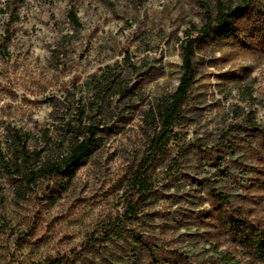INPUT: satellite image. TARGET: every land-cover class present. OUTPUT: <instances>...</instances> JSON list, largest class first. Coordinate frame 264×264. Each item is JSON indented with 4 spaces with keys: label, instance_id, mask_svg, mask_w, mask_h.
<instances>
[{
    "label": "rangeland",
    "instance_id": "obj_1",
    "mask_svg": "<svg viewBox=\"0 0 264 264\" xmlns=\"http://www.w3.org/2000/svg\"><path fill=\"white\" fill-rule=\"evenodd\" d=\"M217 2L237 6L242 0H0V36L7 13L15 10L18 17L9 55L0 54V136L21 129L41 145L44 133L57 139L82 110L103 124L97 151L72 182L45 181L23 196L0 175V264H48L63 257L64 264H146L131 240L108 238L107 231L125 218L127 179L148 155L152 110L178 87L182 47L197 38ZM253 2L255 9L264 4ZM71 10L80 28L71 24ZM247 22L255 34L209 44L199 53L177 147L156 168V194L127 222L155 241L174 237L185 252L208 250L201 237L210 205L199 183L220 179L212 158L224 157L232 171L226 184L241 194L264 159L258 136L247 128H264L262 17L254 12ZM108 76L129 86L128 95L99 91ZM230 146L233 158L224 152ZM180 150L176 175L171 163ZM239 170L247 174L246 188ZM26 234L21 249L16 237Z\"/></svg>",
    "mask_w": 264,
    "mask_h": 264
},
{
    "label": "trees",
    "instance_id": "obj_2",
    "mask_svg": "<svg viewBox=\"0 0 264 264\" xmlns=\"http://www.w3.org/2000/svg\"><path fill=\"white\" fill-rule=\"evenodd\" d=\"M253 3V0H242L236 6L217 2L215 12L208 14L207 23L199 30L197 38L186 41L182 47V75L177 89L172 94L161 97L150 114L155 125L154 134L149 139L147 157L132 169L127 179L125 218L118 225L110 224L107 231L108 238L131 240L136 245L137 252L146 258V264H264V159L261 160L260 167L256 168L257 174L248 181V187L244 183L247 174L238 171L241 174L238 181L244 188L247 187V191L241 194L236 185L226 184V178L232 171L230 166L224 165V157L212 158V167L220 179L208 177L199 183L206 195V203L210 205V211L204 219L207 231L201 237L208 250L206 248L201 254L183 251L172 236L155 241L150 235L127 227V222L135 219L140 209L156 194V168L177 147L175 144L179 130L185 127L199 65L202 63L199 53L209 44L221 45L232 39L237 42L240 34L243 37L255 34L247 22L254 12L262 17V24L259 26L261 31H258L264 38V4L257 5L255 9ZM7 14L9 20L0 36V54L4 57L9 55L13 25L18 21L17 11H9ZM68 18L74 27H81L74 10L69 11ZM113 88L117 91L114 95L120 97L127 96L130 90L119 78L108 76L101 81L99 91L109 92ZM248 124L247 128L258 136L264 152V128L261 129L254 123ZM102 126L100 120L86 117L85 110H82L75 124L69 123L58 130L57 139L44 133L45 139L41 145L29 133L12 128L4 137L0 136V175L13 180L17 193L23 196L30 190L41 188L45 181L55 185L72 182L81 167L97 151ZM171 144L174 146L171 147ZM227 148L223 151L231 153L233 158L235 148ZM57 149L61 152L56 153ZM176 152L171 166L174 174L179 175L183 152ZM219 183H224V186L218 187ZM29 236L26 234L16 237L15 244L25 249V241ZM65 261L66 258L63 257L51 260L48 264H64Z\"/></svg>",
    "mask_w": 264,
    "mask_h": 264
}]
</instances>
